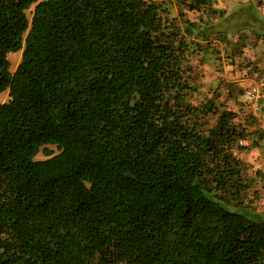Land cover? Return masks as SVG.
<instances>
[{
	"label": "trees",
	"instance_id": "16d2710c",
	"mask_svg": "<svg viewBox=\"0 0 264 264\" xmlns=\"http://www.w3.org/2000/svg\"><path fill=\"white\" fill-rule=\"evenodd\" d=\"M163 10L0 0V264H264L234 153L248 130L189 99L206 26Z\"/></svg>",
	"mask_w": 264,
	"mask_h": 264
},
{
	"label": "rangeland",
	"instance_id": "374dc122",
	"mask_svg": "<svg viewBox=\"0 0 264 264\" xmlns=\"http://www.w3.org/2000/svg\"><path fill=\"white\" fill-rule=\"evenodd\" d=\"M155 1L164 8L163 14L172 18L180 28L182 20L206 26L207 36L201 48L191 58L192 79L196 86L189 99L200 103L211 98L216 104L236 112L235 120L248 130L244 148L234 153L244 163V175L252 181L251 188L240 200L245 209L264 212V99L254 114L244 100L246 82L240 79L241 70L254 72L264 61V0H210V7L188 10L181 0ZM31 5L26 14L31 17ZM21 57V50L9 52L12 72ZM240 79V80H239ZM8 99V92H0V103ZM246 145V146H245ZM53 153L55 145H44ZM41 147L35 159H43Z\"/></svg>",
	"mask_w": 264,
	"mask_h": 264
},
{
	"label": "built area",
	"instance_id": "2783aa9c",
	"mask_svg": "<svg viewBox=\"0 0 264 264\" xmlns=\"http://www.w3.org/2000/svg\"><path fill=\"white\" fill-rule=\"evenodd\" d=\"M251 77L243 89V97L251 112L255 114L264 99V61L252 72Z\"/></svg>",
	"mask_w": 264,
	"mask_h": 264
},
{
	"label": "crops",
	"instance_id": "0c3cea01",
	"mask_svg": "<svg viewBox=\"0 0 264 264\" xmlns=\"http://www.w3.org/2000/svg\"><path fill=\"white\" fill-rule=\"evenodd\" d=\"M249 71H250V68H248V67L246 69H242L240 71L241 72L240 79H242L243 81H245L247 84L250 82V80L252 78L251 77L252 71L250 72V74H249Z\"/></svg>",
	"mask_w": 264,
	"mask_h": 264
}]
</instances>
